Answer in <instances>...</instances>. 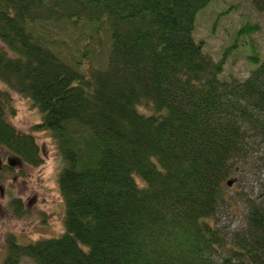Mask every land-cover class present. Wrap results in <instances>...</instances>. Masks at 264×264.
Here are the masks:
<instances>
[{
	"label": "trees",
	"instance_id": "trees-1",
	"mask_svg": "<svg viewBox=\"0 0 264 264\" xmlns=\"http://www.w3.org/2000/svg\"><path fill=\"white\" fill-rule=\"evenodd\" d=\"M212 1L0 0V145L37 167L33 132L48 130L66 206L60 238L10 237L5 264H264L263 199L240 196L241 233L216 226L231 179L254 152L264 161L258 26L238 31L258 66L222 79L230 49L216 61L195 37ZM67 22L107 36V65L83 71L46 45L38 25ZM13 94L43 115L31 133L8 119Z\"/></svg>",
	"mask_w": 264,
	"mask_h": 264
},
{
	"label": "rangeland",
	"instance_id": "rangeland-1",
	"mask_svg": "<svg viewBox=\"0 0 264 264\" xmlns=\"http://www.w3.org/2000/svg\"><path fill=\"white\" fill-rule=\"evenodd\" d=\"M247 24L258 26V31L251 37L257 51L264 57V8L258 10L250 0H214L197 14L195 37L204 41V51L216 61L227 48L231 51L222 79L230 76L246 78L258 66L249 58L252 54L250 36L238 32ZM38 27L48 41L46 45L69 62L74 59L82 61L81 70L107 65L109 41L105 34L100 40L91 39L90 29L79 23H46ZM86 50L89 53L84 56ZM0 88L5 89V86L0 83ZM13 100L17 115L8 117L9 121L21 133H31L32 127L41 123L42 113L32 107L30 100L18 94H13ZM33 134L44 163L40 167L25 164L21 173H16L15 182L12 177H5L7 173L0 174V264H5V239L12 234L20 237V244L27 245L41 239L60 238L65 232L66 206L59 185L64 161L48 130ZM261 157V152H254L251 164H245L242 172L231 179V187L226 189L232 198V206L228 205L229 202L221 206L216 226L229 235L245 229L244 216L248 206L240 196L264 200V161L262 163ZM11 190L14 195L8 199ZM14 197H22L27 204L31 202V209H27L25 216L19 217L11 211ZM19 264L35 263L24 257Z\"/></svg>",
	"mask_w": 264,
	"mask_h": 264
},
{
	"label": "flooded vegetation",
	"instance_id": "flooded-vegetation-1",
	"mask_svg": "<svg viewBox=\"0 0 264 264\" xmlns=\"http://www.w3.org/2000/svg\"><path fill=\"white\" fill-rule=\"evenodd\" d=\"M5 151H4V150ZM5 154L4 157H2L1 155ZM42 157V156H41ZM30 165L29 163L25 162L21 157L15 155L13 152L9 151L8 149H6L5 147L0 145V174H4L7 175L5 176L7 179L8 177H12V181L15 182V175L16 173H21V170H23L24 165ZM40 167V166H37ZM14 195V190H11L8 194V199L10 197H12V195ZM5 196V193H4ZM11 211H13L17 216L19 217H23L26 215L27 213V209L30 210L31 209V202H29L28 204L22 199V197L19 198H13L12 203H11ZM10 237H13L15 239V242L17 244H20L18 242V239L20 238L19 236H16L14 234L10 235L9 237H6L5 239V250H6V254H8V252L10 251L8 248L9 246V239ZM24 245V244H22Z\"/></svg>",
	"mask_w": 264,
	"mask_h": 264
},
{
	"label": "water",
	"instance_id": "water-1",
	"mask_svg": "<svg viewBox=\"0 0 264 264\" xmlns=\"http://www.w3.org/2000/svg\"><path fill=\"white\" fill-rule=\"evenodd\" d=\"M229 185H230V186L232 185V181L229 182Z\"/></svg>",
	"mask_w": 264,
	"mask_h": 264
}]
</instances>
